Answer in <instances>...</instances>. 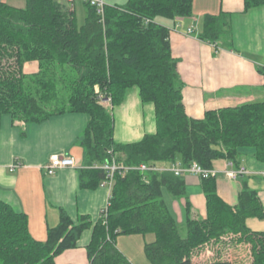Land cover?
<instances>
[{"label": "trees", "instance_id": "16d2710c", "mask_svg": "<svg viewBox=\"0 0 264 264\" xmlns=\"http://www.w3.org/2000/svg\"><path fill=\"white\" fill-rule=\"evenodd\" d=\"M243 3L245 11L264 6V0ZM85 5L86 19L78 28L74 7L66 0H26L25 9L0 2V126L4 115L38 124L66 112L85 114L88 122L79 141L84 152L80 186L85 189L105 179L104 171L91 166L112 159L127 167L180 162L211 169L215 160L239 165L241 151L251 149L264 164V102L208 111L201 119L185 113L169 31L157 19L192 16L193 0H128L106 5L103 16ZM199 37L230 48L229 14L205 15ZM28 61L39 63L36 75L22 73ZM259 72L264 77V69ZM132 87L138 88L142 103L153 104L156 131L136 143L116 144L112 115L98 96L118 105ZM62 92L67 103L60 106ZM201 187L206 217L194 220L183 178L138 171L115 175L107 210L92 227L88 264H132L116 246L122 235L154 236L143 248L150 264H194L196 250L227 235L249 245L251 264H264V232L246 225L249 218L264 219L257 191L242 183L231 207L218 196L214 177L201 179ZM165 193L186 200L184 237ZM89 227L86 216L75 223L61 210L57 226L47 229L45 241H37L28 216L0 201V264H54L59 255L78 247Z\"/></svg>", "mask_w": 264, "mask_h": 264}, {"label": "crops", "instance_id": "0c3cea01", "mask_svg": "<svg viewBox=\"0 0 264 264\" xmlns=\"http://www.w3.org/2000/svg\"><path fill=\"white\" fill-rule=\"evenodd\" d=\"M219 13L230 17V48L199 37L204 16ZM157 22L169 31L171 55L177 62L183 105L189 118L201 119L208 111L264 102V77L259 72V68L264 69V6L245 11L243 0H193L192 16L175 20L159 18ZM38 72L37 61L25 62L22 67L24 75ZM96 92H99L98 87ZM104 108L112 115L116 144L136 143L146 135L155 134L154 106L141 102L137 87L127 89L118 105ZM87 122L85 114L72 112L52 116L38 124L14 120L10 115L1 119L0 201L26 214L31 236L41 242L46 239L47 229L59 223L61 210L75 223L81 216L91 222V227L81 234L78 247L59 255L54 264H88L86 247L91 240L92 227L107 207L111 195V190L102 182L94 189L80 186L84 152L79 141ZM26 144H30V148L23 150L22 145ZM53 155L72 158L74 167L48 175L45 167ZM253 155L252 150H242L239 165L232 167H227V160L212 163V168L219 171L215 178L217 194L231 207L237 204L241 184L248 183L257 191L264 208V164ZM226 169H243L244 173L236 180H228L224 176ZM181 178L185 181L191 218L204 219L206 199L201 179L192 175ZM167 197L171 211L176 213V221L177 215L183 212L184 217L180 220L183 224L186 200ZM246 225L252 232H264V219L249 218ZM124 239L127 240L121 248ZM153 240V235L150 241H146L145 236L130 235L117 237L115 243L132 264H146L141 251ZM231 243L221 250L215 248L216 244L211 245L212 250L210 247L206 250L207 257L203 249H198L193 253L192 261L208 264L227 260L233 264L231 257L239 246L233 248Z\"/></svg>", "mask_w": 264, "mask_h": 264}, {"label": "built area", "instance_id": "2783aa9c", "mask_svg": "<svg viewBox=\"0 0 264 264\" xmlns=\"http://www.w3.org/2000/svg\"><path fill=\"white\" fill-rule=\"evenodd\" d=\"M69 3H73V0H66ZM84 3L89 4L90 6L96 9L97 14L103 16L104 7L106 4L104 0H82ZM189 33L192 31L189 30ZM99 93V92H96ZM100 105L103 107H108L111 105V101L108 97L98 96ZM232 167L233 163L228 162L227 167ZM74 167V161L72 158L66 156H59L53 155L49 159L48 165L45 167L46 173L48 175H54L58 170L63 168ZM91 169L102 170L105 172V179L102 181V185L107 186L110 190L113 186L114 176L115 175H125L127 172L130 171H138L142 175H146L149 173H172L176 177H183L187 175L196 176L200 179H207L214 177L216 178L219 171L214 168L205 169L202 168L197 163H192L189 166L185 167L182 166L180 162L172 163L170 165H147V164H140L136 167H127V166H120L118 165L114 159L111 162L98 164L91 166ZM244 173L243 169H226L224 171V176L228 180H236L239 178L240 175ZM108 206V205H107ZM107 207L102 211V215L105 214Z\"/></svg>", "mask_w": 264, "mask_h": 264}, {"label": "rangeland", "instance_id": "374dc122", "mask_svg": "<svg viewBox=\"0 0 264 264\" xmlns=\"http://www.w3.org/2000/svg\"><path fill=\"white\" fill-rule=\"evenodd\" d=\"M61 1H64V0H61ZM127 1L128 0H104V3L106 5H118V6H121V5L125 4ZM0 2L6 3V4L10 5L13 8H16V9H25V7H26V0H0ZM71 4L74 7L76 25H77L78 28H80L84 24L85 19H86V15H87L86 5H85V3L82 0H73V3H71ZM96 88L97 87H94V91H95ZM59 97H60V99H59L60 106L61 105H65L67 103L66 102L67 101V95L62 92V93H60ZM29 148H30V144H26L25 146L22 145V149L23 150H26V149H29ZM244 150H251V149H244ZM163 199L167 202V201H169L170 198L167 197L166 194H164ZM167 205L169 206L170 204H168V202H167ZM172 213L174 215L176 214V213L173 212V210H172ZM183 217H184L183 212H180V214L177 215L178 224H180V226H181V236L182 237L185 236V230H184L183 224L180 223V220L183 219ZM124 238H126V237H124ZM139 238H141V237H139ZM145 238H146V241H150L151 238H152V235H147V236H145ZM125 240H127V239H124V242H123L122 246H119V247L123 248V245L125 244ZM229 243L233 244V248L236 247V245L239 246L236 249V253L233 252V255L231 257L232 261H233V264L234 263L235 264H251L252 263L251 262L252 259L250 257L249 247H247L244 242H242V241L239 242L238 241V236L227 235L225 237H222L218 241H215V242L211 241V242H209L208 244H205L203 247H201L199 249H203V253L206 254V250H208V247H210V249L212 250V246L211 245L219 244L217 246L215 245V248L218 247L219 249L220 248L223 249V247H226ZM139 248H141V247H139ZM141 255H142V258H143L144 262L146 264H150L147 261V259L145 258L144 254H143V249L141 251ZM206 257H207V254H206ZM234 257H236V259Z\"/></svg>", "mask_w": 264, "mask_h": 264}]
</instances>
